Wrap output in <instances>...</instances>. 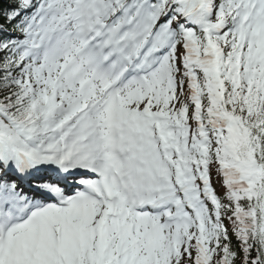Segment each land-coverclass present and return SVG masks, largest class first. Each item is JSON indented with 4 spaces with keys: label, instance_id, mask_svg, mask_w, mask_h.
Listing matches in <instances>:
<instances>
[{
    "label": "snow or ice",
    "instance_id": "1",
    "mask_svg": "<svg viewBox=\"0 0 264 264\" xmlns=\"http://www.w3.org/2000/svg\"><path fill=\"white\" fill-rule=\"evenodd\" d=\"M0 264H264V0H0Z\"/></svg>",
    "mask_w": 264,
    "mask_h": 264
}]
</instances>
